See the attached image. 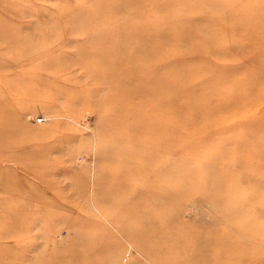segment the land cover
Segmentation results:
<instances>
[{"label": "rangeland", "instance_id": "374dc122", "mask_svg": "<svg viewBox=\"0 0 264 264\" xmlns=\"http://www.w3.org/2000/svg\"><path fill=\"white\" fill-rule=\"evenodd\" d=\"M0 264H264V0H0Z\"/></svg>", "mask_w": 264, "mask_h": 264}, {"label": "bare ground", "instance_id": "6f19581e", "mask_svg": "<svg viewBox=\"0 0 264 264\" xmlns=\"http://www.w3.org/2000/svg\"><path fill=\"white\" fill-rule=\"evenodd\" d=\"M131 5V4H130ZM138 7V6H137ZM156 10H157V8H156ZM134 13V12H133ZM115 14V13H114ZM149 47V46H148Z\"/></svg>", "mask_w": 264, "mask_h": 264}]
</instances>
